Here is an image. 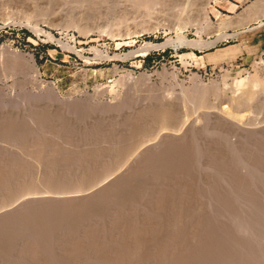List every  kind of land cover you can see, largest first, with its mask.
<instances>
[{"label":"rangeland","instance_id":"1","mask_svg":"<svg viewBox=\"0 0 264 264\" xmlns=\"http://www.w3.org/2000/svg\"><path fill=\"white\" fill-rule=\"evenodd\" d=\"M138 1L0 0V177L6 179L0 185L7 188L0 195L85 189L144 147L126 178L119 176L125 189L120 178L118 190L113 181L116 191L124 189L117 192L124 198L113 196L109 183L103 186L108 190L102 188L110 198L101 191L106 201L101 208H87L69 196V203L32 209L22 205L25 201L14 215L18 218L3 215L5 222L23 219L20 226L29 232L21 241L15 233L17 243L11 238L25 257L0 245L6 251L0 257H11L6 264H36V258L38 264H203V231L210 225L218 230L220 222L215 214L221 207L219 163L225 158L230 164L229 141L237 139L232 102L243 82L256 79L264 88V0L259 6L253 4L257 0H195L188 6ZM165 6H172V13ZM236 43L251 52L246 60L205 64L204 53ZM195 85L217 92H208L201 104L186 96ZM164 96L176 99L171 110L161 104ZM256 108L255 121L247 116L241 125L262 123L264 111ZM249 133L246 141L257 139L263 153L264 137ZM46 188L57 190L51 195ZM99 198L92 204L104 203ZM206 204L216 212L210 205V215ZM213 231L208 237L217 249L222 238ZM30 248L41 258H32ZM214 258L211 263L222 264Z\"/></svg>","mask_w":264,"mask_h":264},{"label":"bare ground","instance_id":"2","mask_svg":"<svg viewBox=\"0 0 264 264\" xmlns=\"http://www.w3.org/2000/svg\"><path fill=\"white\" fill-rule=\"evenodd\" d=\"M139 1H141V0H139ZM138 1V2H139ZM152 1V0H151ZM157 0H155V2H156ZM168 1V0H167ZM174 1H176V2H178L177 4H182V5H184V6H188V4H193L194 2H195V0H174ZM199 1V2H198ZM258 2H256V4H255V2L253 3L254 5H260L259 4V2L260 1H262V0H257ZM164 2V1H163ZM171 1L169 0V3H170ZM201 1L200 0H197V2H195V3H200ZM152 3L154 4V2L152 1ZM159 3H161V0H159V2H158V4ZM168 3V4H169ZM172 3L173 4H175V2H171L170 3V5H172ZM157 4V5H158ZM168 4H166V5H168ZM179 4V5H180ZM155 5V4H154ZM169 6V5H168ZM168 6H165V7H167V9H168ZM172 6H174V5H172ZM171 6V7H172ZM177 6V5H176ZM193 6V5H192ZM191 6V7H192ZM262 6V5H261ZM260 6V7H261ZM152 7V6H151ZM155 7V6H154ZM171 7H169V9L168 10H170V8ZM178 7V6H177ZM176 7V8H177ZM180 7V6H179ZM190 7V8H191ZM251 7H254V6H251ZM256 7V6H255ZM173 8V7H172ZM186 8V7H185ZM184 8V9H185ZM195 8V7H194ZM258 7H256V9H257ZM150 9V8H149ZM162 9V8H161ZM160 9V10H161ZM165 9V8H164ZM167 9H165V10H167ZM174 9V8H173ZM183 9V8H182ZM187 9V8H186ZM185 9V10H186ZM255 9V8H254ZM253 9V10H254ZM172 10V9H171ZM171 10H170V12H171ZM177 10V9H176ZM192 10V9H191ZM258 10H259V8H258ZM164 11V10H163ZM180 11H182V10H180ZM251 11V10H250ZM260 11H261V8H260ZM184 12V11H183ZM262 12V11H261ZM161 13V12H160ZM166 13H168V12H166ZM172 13V12H171ZM174 13H175V15H177V13H176V11L175 12H173V16H175L174 15ZM180 13V12H179ZM251 14V13H250ZM151 15V14H150ZM253 15V14H252ZM251 17V16H250ZM137 51H139V50H137ZM137 51H135V52H137ZM134 52V53H135ZM151 75V74H150ZM148 79V78H147ZM146 82V81H145ZM138 85H139V83H138ZM197 86H200V87H197ZM136 87V86H135ZM135 90V89H134ZM137 90V89H136ZM212 90H213V92H214V94L217 92V87H211V86H208V87H203V85H195V87H193V88H190L189 89V93L188 94H186L187 93V90H183V92H185V94H186V96H188L189 94V96H192L193 98H196V99H194L195 101H197L198 100V98H199V101L201 100L200 98H202V100H203V102L206 100L205 99V97L207 98V95H208V92H212ZM240 93V95H238V97H237V99H235L234 100V102H232V106L235 108V110H236V112H235V115H234V117H233V121H232V125L234 124V131H236V133H234L235 135H236V141L235 142H231V141H229L228 139V141H229V144H230V146H231V148H229L230 150H233V153H231L232 154V156H231V158L230 159H232L231 160V162H232V164H231V162H230V164L228 163V161H229V159H225L224 158V160H222V162L221 163H219L221 166V169L220 168H218V169H220L219 170V172L217 173L218 175V177L220 178H218L219 179V182H221V183H219V184H221L220 186H221V191H220V189H219V193H221L220 195L221 196H219V198H220V200H218L217 202L218 203H221V205L220 204H216V207L215 208H217V207H219L218 205H220L221 207H220V213L218 214L216 211H213V210H219V208H217V209H215L214 208V206L212 205V204H210L211 206H213V208H212V210H211V212L213 211V212H216L215 214H216V217L218 216L219 217V219H220V222L218 223V230H219V232H220V234H219V236L222 238L221 240H222V242H220V246L219 245H217V249H216V247L215 248H213V246L211 245V239H210V237H208L209 235H210V232L211 231H213L214 230V228L217 226V225H214L215 227L213 228V226H212V228L213 229H211L210 227H211V225H210V227H207L208 225H206V226H203V228H206L204 231H203V235L204 234H206L205 236H207L206 238H205V236H203V238H205L206 239V242L205 243H203V264H213V263H211L212 261H214V260H216L215 258H214V256H218V259L219 258H221V260H220V262H222V264H264V156L262 155V154H264V150H263V153L262 152H260L261 150H259L258 149V147H257V143L255 144V141H257V139L256 138H258V139H260V140H262L261 139V137L263 138L264 137V120L262 121V123L261 122H257V123H252L253 125H250L249 127H244L243 125H241L242 123L241 122H243L242 120H243V118H247L248 120H249V118L248 117H250L251 118V120H254L255 121V119H253L252 118V116L254 115V114H256L258 111H260V109L259 108H256L257 106L259 107H262L261 108V111H264V88L260 85L259 86V84L257 83V80L256 79H251L250 81H248L247 83L246 82H243V84H242V87H241V90L239 91ZM130 93V92H129ZM185 94H183L184 96H185ZM188 96V97H189ZM192 97H190V100H192V102H194L195 103V101H193V99H191ZM225 97V96H224ZM175 99V98H174ZM189 99V98H188ZM205 99V100H204ZM250 99V103H251V101H252V105H253V103H254V106L251 108L249 105H248V103H249V100ZM202 100H201V102H199V103H201V104H203L202 103ZM175 101H176V99H175ZM175 101H173L172 99H169V97H166V96H164L163 98H161V104L162 105H165V106H168V108L171 110L172 109V107H173V105L176 103ZM247 102V103H246ZM247 104L248 106L246 107V105H244V104ZM249 103V104H250ZM198 104V103H197ZM206 105V104H205ZM179 107V106H178ZM248 107H250V108H248ZM177 108V107H176ZM257 109H259L258 111H257ZM263 109V110H262ZM174 110V109H173ZM172 110V111H173ZM154 111V110H153ZM169 112V111H168ZM171 112V111H170ZM167 113V112H166ZM211 113H214L213 111H211ZM172 115V114H171ZM248 116V117H247ZM262 116V118H264V113L261 115ZM169 117V116H168ZM173 117V116H172ZM161 118V117H160ZM174 118V117H173ZM177 118V117H176ZM261 118V117H260ZM179 119V118H178ZM139 121V120H138ZM171 121V120H170ZM176 121V120H175ZM175 121H174V123H175ZM179 121V120H178ZM241 121V122H240ZM160 122V121H159ZM182 122V121H181ZM246 122V121H245ZM251 122H253V121H251ZM241 123V124H240ZM176 124V123H175ZM184 124V123H183ZM244 125H245V123H243ZM251 124V123H250ZM160 125V124H159ZM168 126V125H167ZM167 128V127H166ZM147 129V128H146ZM169 129V128H168ZM236 129V130H235ZM152 130V129H151ZM180 131V130H179ZM9 132V131H8ZM249 132H253L254 133V135L253 134H251V135H253V136H256L255 138L253 137V136H251L252 138H254V139H256L255 141H254V143L253 142H251V141H246L247 139L248 140H250L249 139V137L248 136H250V135H245V134H250ZM256 134V135H255ZM161 135H162V133H161ZM179 135V134H178ZM159 136V135H158ZM167 136V135H166ZM247 137V139H245L246 137ZM260 138H259V137ZM175 138V137H174ZM235 138V137H234ZM251 138V139H252ZM260 140H259V142H260ZM156 141V140H155ZM154 141V142H155ZM234 141V140H233ZM264 141V140H263ZM263 141H262V144H263ZM143 142H144V140H143ZM146 142H147V140H146ZM153 142V141H152ZM231 142V143H230ZM259 142H258V144H259ZM150 143V146L151 147H154L156 144L155 143H151V142H149ZM228 143V142H227ZM261 143V142H260ZM262 144H260V145H262ZM141 145V144H140ZM227 145V144H226ZM143 146V145H142ZM145 146V145H144ZM227 146H229V145H227ZM229 146V147H230ZM263 146V145H262ZM261 146V147H262ZM140 147V146H139ZM147 147V146H146ZM264 147V146H263ZM262 147V148H263ZM142 148H144V147H142ZM142 148H135L136 150H135V152L133 153V154H131V155H129V157H127L126 159H124V160H122L121 159V162H120V164H118V166H116V168H114V170L111 172H109L108 174H105V175H101V176H99L98 174H96V175H98V176H96V177H94V179L88 184V186L87 187H85V189H82V190H77V191H75L74 189H73V192L71 191V193L69 192L68 194L67 193H65L66 191H64L63 192V190L62 191H54V190H57V189H54V190H52V191H54L55 193H54V195H52L53 194V192L52 191H50L48 188H46V189H48L49 191H50V194L52 195V196H50V195H47V191H43V192H39V193H36L35 191H34V189H30V191H29V194H33V195H29V194H26V195H20L19 194V197L18 198H16L15 196H14V198H16V199H14V198H10V196H8L9 197V199L7 198V199H5L4 198V196L2 195L4 192H6L7 190V188H5L4 190H6V191H4L3 190V188H1L2 187V185H0V188H1V195H0V223H1V221L3 220V224L5 225V227L7 228H5L6 229V231H5V229H3L4 227V225L2 224H0L2 227H1V230H3L2 232L4 233H2L1 231H0V234H3V237L0 235V245H2L1 247L3 248V249H6V251L7 250H9V252H17V254H15V255H17L18 256V254H20L21 252V256H23V257H25V256H27L28 254V252L31 250V248L30 249H28L29 251H26L25 249V254H27V255H25L24 256V253H23V249H21V251L18 249V248H16L15 247V242L17 241V242H19L18 241V239H17V235L15 234V233H18V234H20V236H21V238L19 239L20 241H21V239H22V237L24 236V238H25V236H26V239L28 238V236H27V234L25 235V233H29V232H25L24 230H22V228H21V226L20 225H22V227H24L23 226V223L24 222H22L23 221V219L22 220H18V221H20V222H22V224H20L17 220H14L15 222H13L12 220H10V219H8L9 217H7V218H5V219H7L6 220V222L8 221V220H10V221H12L11 223L12 224H14V225H11L10 224V222L8 221L7 223L5 222V220L3 219L4 218V216L3 215H8V214H13V216L14 215H17V209H18V207H19V205L20 204H22L23 202H25V204L23 203L22 205L24 206H26V203H29V205L30 206H27L29 209H32V208H35V204H40V206H42V203H46V202H48V204L46 203V205H49V202H54L55 201V204H56V201H62L61 203H63V202H65V203H67V201L69 200V199H67V198H69V196H70V198H72V197H75V198H77V201H79V203H82L80 200L82 199V201H84V202H86L85 204H84V206L85 207H87V208H91V209H93V207H97V208H101V207H103V206H105L104 204L106 203V201H104V198H108V196H109V198H110V195H106L105 196V191H104V193H103V190L104 189H107V188H109V187H107V185L106 184H108V185H110L111 184V186L113 187L114 185L115 186H117V190H118V188L119 187H121V185L118 187V185H116L117 184V182L119 183V184H121L120 182H123V178H126L125 177V174L127 175L128 174V171H130V167L131 166H133V164H135V161H136V159L138 158V156H135L137 153H141V152H139V151H141V149ZM218 148H220V147H218ZM260 148V147H259ZM126 149V148H125ZM228 148H227V150H229ZM261 149V148H260ZM264 149V148H263ZM38 150V149H37ZM149 150V149H148ZM259 150V151H258ZM46 151V150H45ZM129 151V150H128ZM156 151V150H155ZM224 151V150H223ZM130 152H132V150L130 151ZM157 152V151H156ZM225 152V151H224ZM260 152V153H259ZM146 153V152H145ZM227 153V152H226ZM225 153V154H226ZM228 153H229V151H228ZM227 153V156L228 157H230V154H228ZM262 153V154H261ZM139 154H137V155H139ZM225 154H223L224 156H225ZM40 156V155H39ZM263 156V157H262ZM136 157V158H135ZM96 159V158H95ZM138 160V159H137ZM226 160V161H225ZM228 160V161H227ZM120 161V160H119ZM139 161V160H138ZM141 162V161H140ZM99 163V162H98ZM118 163V162H117ZM100 164V163H99ZM229 165H231V166H229ZM97 167V166H96ZM139 168V167H138ZM214 169V168H213ZM215 170V169H214ZM3 172V171H2ZM91 172V171H90ZM217 172V171H216ZM89 173V172H88ZM156 173V172H155ZM212 173V172H211ZM160 174V173H159ZM1 175H2V173H1ZM8 175V174H7ZM89 175H90V173H89ZM121 175V177L124 175V177L123 178H120L119 176ZM132 175V174H131ZM9 176H11V174H9ZM39 176H41V175H39ZM43 176V175H42ZM2 177V176H1ZM1 177H0V179H1ZM8 178V177H7ZM47 178V177H46ZM45 178V179H46ZM119 178L122 180H120V182H119ZM3 179H5V178H2L0 181V183L2 184V183H4L5 182V180L3 181ZM44 179V180H45ZM216 179V178H215ZM49 180V179H48ZM86 180V179H85ZM84 180V181H85ZM114 180H117L116 181V183L114 184V185H112L113 184V181ZM3 181V182H2ZM39 181H41V180H38V182ZM90 181V180H89ZM211 181V180H210ZM43 182V181H42ZM45 182V181H44ZM52 182V181H51ZM56 182V181H55ZM88 182V181H87ZM87 182H86V184H87ZM112 182V183H111ZM209 182V181H208ZM48 183H49V181H48ZM57 183V182H56ZM58 183H60V182H58ZM83 183V182H82ZM110 183V184H109ZM39 184V183H38ZM5 185L7 186L8 184H6L5 183ZM26 185V184H25ZM40 185H41V183H40ZM61 185V184H60ZM123 187L122 188H124L125 189V185H124V182H123ZM28 186V185H27ZM55 186H56V184H55ZM63 186V185H62ZM80 186V185H79ZM84 186V185H83ZM103 186H106V187H103ZM4 187V186H3ZM41 187V186H40ZM44 187V186H43ZM46 187V186H45ZM104 189H103V188ZM26 188V187H25ZM77 188V187H76ZM114 188V189H113ZM113 188H110L109 189V191H110V193L111 192H113V194H114V191L113 190H115V194L113 195L112 193V195L113 196H116L117 197V195L118 196H120V194H118V193H120V191H123V190H119V191H116V188L115 187H113ZM237 188H238V191H237ZM78 189V188H77ZM121 189V188H120ZM29 190V189H28ZM28 190H26V192H28ZM41 190V189H40ZM108 190V189H107ZM112 190V191H111ZM127 190V189H126ZM214 190V189H213ZM8 191H11L10 189L8 190ZM37 191V190H36ZM48 191V192H49ZM101 191H102V193H101ZM136 191V190H135ZM215 191V190H214ZM32 192H34V193H32ZM68 192V191H67ZM118 192V193H117ZM8 193V192H7ZM45 193V194H44ZM100 193L101 194H103L105 197L103 198V195H101L100 196ZM109 193V194H110ZM123 193H125V191L123 192ZM122 193V194H123ZM126 193H127V191H126ZM182 193V192H181ZM6 194V193H5ZM4 194V195H5ZM12 194V193H11ZM24 194V193H23ZM71 194V195H70ZM128 194V193H127ZM155 194V193H154ZM216 194V193H215ZM13 195V194H12ZM11 195V196H12ZM124 195V194H123ZM183 195V194H182ZM204 195V194H203ZM3 196V198L5 199V200H3V198L1 199V197ZM6 196V195H5ZM27 196H29V197H27ZM31 196V197H30ZM154 196V195H153ZM96 197L98 198V197H102V199L101 198H99L100 200H103V202L104 203H100L99 202V204H98V201H97V203L96 204H92V202H95L94 200L96 199ZM112 197V196H111ZM115 197V198H116ZM120 197H123L122 195L120 196ZM119 197V198H120ZM79 198V199H78ZM108 198V199H109ZM115 198H114V200H115ZM124 198V197H123ZM64 199H67V200H65L64 201ZM93 201H92V200ZM113 199V198H112ZM117 199H118V197H117ZM116 199V200H117ZM211 199V198H210ZM215 199V198H214ZM217 199V198H216ZM97 200V199H96ZM99 200V201H100ZM107 200V199H106ZM113 200V201H114ZM115 200V201H116ZM146 200V199H145ZM209 200V199H208ZM76 201V200H75ZM114 201V202H115ZM121 201V200H120ZM210 201H212V200H210ZM209 201V203H211ZM70 202V200L68 201V203ZM88 202V203H87ZM122 202V201H121ZM208 203V204H209ZM214 204L216 203L215 201L213 202ZM124 204V203H123ZM208 204H206V208H205V210H207V207L208 206H210V205H208ZM28 205V204H27ZM182 205V204H181ZM23 206H21V207H23ZM80 206H81V204H80ZM79 206V207H80ZM38 207V206H37ZM124 207V206H123ZM128 208V207H127ZM161 208V207H160ZM21 209V208H20ZM105 209H106V207H105ZM116 209V208H115ZM24 210V209H23ZM23 210H21V211H23ZM94 210H96V209H94ZM18 211H19V209H18ZM31 211V210H30ZM42 211V210H41ZM72 211V210H71ZM208 212L210 211V208L208 207V210H207ZM207 211H205V213L207 212ZM33 212V211H32ZM36 212V211H35ZM34 212V213H35ZM117 212V211H116ZM211 212H209V214L211 215ZM4 213H6V214H4ZM19 213V212H18ZM21 213V212H20ZM102 213H104V212H102ZM107 213H109V212H107ZM101 214V213H100ZM218 214V215H217ZM38 215V214H37ZM36 215V216H37ZM40 215V214H39ZM163 215V214H162ZM209 215V216H210ZM214 215V213L212 214V216H210V218L209 219H211L212 217H214L213 216ZM9 216V215H8ZM13 216H12V218H13ZM30 216V215H29ZM42 216H43V213H42ZM82 216V215H81ZM109 216V215H108ZM196 216V215H195ZM206 216V215H205ZM204 216V217H205ZM11 217V216H10ZM14 217H16V216H14ZM125 217V216H124ZM203 217V218H204ZM206 217V218H207ZM218 217H217V219H218ZM2 218V219H1ZM11 218V219H12ZM16 218H18V217H16ZM22 218V217H21ZM37 218V217H36ZM83 218V217H82ZM95 218V217H94ZM123 218V217H122ZM206 218L205 219H203V223H205L204 222V220H206ZM31 219V218H30ZM98 219V218H97ZM138 219V218H137ZM215 219V218H214ZM35 220H38V219H35ZM48 220V219H47ZM95 220V219H94ZM109 220H110V218H109ZM16 221H17V223H19V226H17L16 225ZM25 221V220H24ZM113 221V220H112ZM208 221V220H207ZM210 221H212V220H210ZM215 221H219V220H214V222ZM37 221H34V224L36 223ZM46 222H48V221H46ZM99 222V221H98ZM109 222V221H108ZM159 222V221H158ZM209 222V221H208ZM213 222V221H212ZM41 223H43V222H41ZM45 223V222H44ZM103 223V222H102ZM112 223V222H111ZM210 223V222H209ZM25 224V223H24ZM48 224V223H47ZM86 224V223H85ZM84 224V225H85ZM116 224V223H115ZM120 224V223H119ZM181 224V223H180ZM211 224V223H210ZM37 225H38V222H37ZM168 225V224H167ZM27 226V225H26ZM25 226V227H26ZM32 226V225H31ZM113 226V225H112ZM194 226V225H193ZM28 227V226H27ZM30 227V226H29ZM32 227H34V226H32ZM36 227V226H35ZM38 227V226H37ZM40 227V226H39ZM46 227V226H45ZM48 227V226H47ZM79 227V226H78ZM98 227V226H97ZM114 227V226H113ZM156 227V226H155ZM40 228H43V227H40ZM107 228V227H106ZM111 228V227H110ZM208 228H210V230L208 229ZM28 229V228H27ZM30 229V231H31V229H34V228H29ZM39 229V228H38ZM37 229V230H38ZM87 229V228H86ZM115 229H116V227H115ZM36 230V229H35ZM44 230V229H43ZM42 230V231H43ZM113 230V229H112ZM193 230V229H192ZM207 230V231H206ZM218 230H214L213 231V235H215L216 233H217V231ZM21 231H23V232H21ZM29 231V230H28ZM54 231V230H53ZM94 231H96V230H94ZM98 231V230H97ZM115 231V230H114ZM19 232H21V233H19ZM25 232V233H24ZM36 232V231H35ZM218 232V233H219ZM44 233V232H43ZM117 233H119L118 231H117ZM215 233V234H214ZM13 234V235H12ZM14 234H15V236H14ZM34 234H37V233H34ZM97 234V233H96ZM193 234V233H192ZM211 234V235H212ZM9 235H11V236H13V237H10L9 238ZM29 235V234H28ZM81 235V234H80ZM213 235H212V237H213ZM218 235V234H217ZM216 235V236H217ZM35 236V235H34ZM57 236V235H56ZM216 236H214V238H215V240H217L218 238V236L216 237ZM14 237L16 238V240L14 239ZM219 237V238H220ZM7 238H9L8 240H7ZM11 238L12 239H14L15 240V242L13 243L12 242V244L14 245V247H13V245L11 244ZM19 238V237H18ZM24 238H23V240L22 241H25L24 240ZM213 238V239H214ZM56 239V238H55ZM195 239V238H194ZM14 240H12V241H14ZM39 240V239H38ZM196 240V239H195ZM220 239H218V241H219ZM220 240V241H221ZM32 241V240H31ZM87 241V240H86ZM180 241V240H179ZM16 242V243H17ZM28 242H29V240H28ZM33 242V241H32ZM35 242V241H34ZM33 242V243H34ZM44 242V241H43ZM99 242V241H98ZM157 242V241H156ZM193 242V241H192ZM27 243V242H26ZM35 243H37V242H35ZM47 243V242H46ZM18 244H21V243H18ZM18 244H17V246H18ZM23 244V243H22ZM30 244V243H29ZM108 244V243H107ZM28 245V244H27ZM41 245H43V244H41ZM99 245V244H98ZM129 245V244H128ZM20 246V245H19ZM32 246H34V245H32ZM38 246V245H37ZM50 246H52V245H50ZM60 246V245H59ZM194 246V245H193ZM197 246V245H196ZM212 246V247H211ZM149 247V246H148ZM200 247V246H199ZM219 247V248H218ZM36 248V245L34 246V248H32V249H34L35 251L37 250V249H35ZM75 248V247H74ZM80 248V247H79ZM1 249V248H0ZM38 249H39V247H38ZM55 250V249H54ZM133 250V249H132ZM176 250V249H175ZM4 251V250H3ZM6 251H4V252H2V249L0 250V252L1 253H4L5 254V252ZM32 251V250H31ZM29 252L30 254V256L32 257V258H36L37 256H39V255H34V256H36V257H34L33 256V254H31L32 252H34V251H32V252ZM37 252V253H36ZM36 252H34V254H38V252L39 251H36ZM102 252V251H101ZM126 252V251H125ZM0 253V255H2ZM76 253V252H75ZM109 253V252H108ZM23 254V255H22ZM94 254V253H93ZM102 254V253H101ZM124 254V253H123ZM6 255V254H5ZM76 255V254H75ZM4 256V255H3ZM9 256V255H8ZM118 256V255H117ZM172 256V255H171ZM40 257V256H39ZM101 257V256H100ZM1 259H2V256L0 257ZM5 258V257H4ZM7 258V257H6ZM5 258V259H6ZM11 258V257H10ZM10 258H7V260H4V259H2V260H0V264H6L5 262H7V261H9L10 260ZM13 258V257H12ZM41 258V257H40ZM106 258V257H105ZM108 258V257H107ZM112 258H114V257H112ZM9 259V260H8ZM83 259V258H82ZM150 259V258H149ZM4 260V262H2L1 263V261H3ZM34 260V259H33ZM105 260V259H104ZM41 260H37V258L33 261V262H35L36 264H38L39 262H40ZM112 261V260H111ZM219 260H217L216 262H218ZM20 262V261H19ZM38 262V263H37ZM12 263V262H11ZM22 263V262H21ZM109 264H110V262H108ZM125 263V262H124ZM7 264H9V262L7 263ZM33 264V263H32ZM91 264V263H90ZM119 264H120V262H119ZM215 264V263H214ZM218 264H220V263H218Z\"/></svg>","mask_w":264,"mask_h":264},{"label":"crops","instance_id":"3","mask_svg":"<svg viewBox=\"0 0 264 264\" xmlns=\"http://www.w3.org/2000/svg\"><path fill=\"white\" fill-rule=\"evenodd\" d=\"M251 52L247 51L242 43L227 45L222 48L213 49L204 53V60L206 65H217L226 62H233L236 59L246 60Z\"/></svg>","mask_w":264,"mask_h":264}]
</instances>
